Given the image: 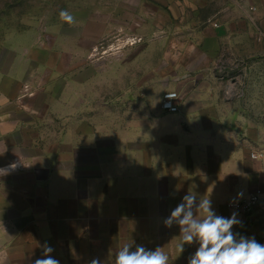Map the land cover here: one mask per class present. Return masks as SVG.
Instances as JSON below:
<instances>
[{"label":"crops","instance_id":"crops-1","mask_svg":"<svg viewBox=\"0 0 264 264\" xmlns=\"http://www.w3.org/2000/svg\"><path fill=\"white\" fill-rule=\"evenodd\" d=\"M87 3L85 10L98 5ZM235 7L240 26L261 18L250 16L244 1ZM202 34L211 51L233 40L240 54L256 50L248 40L254 31L210 27ZM156 53L159 60L139 64L131 78L143 88L133 106L119 108L115 89L106 104L97 95L90 102L78 92L88 80H75L54 141L37 143L34 121L21 124L24 111L0 110V169H7L0 173V264H33L45 242L60 264H115L125 244L161 247L169 264H187L197 245L181 253L179 226L163 221L188 193L210 198L217 215L236 213L242 226L232 231L264 243V118L245 113L201 62L165 63L162 49ZM166 66V90L181 93L178 112L161 107ZM254 193L261 201L250 213L227 206Z\"/></svg>","mask_w":264,"mask_h":264},{"label":"rangeland","instance_id":"rangeland-1","mask_svg":"<svg viewBox=\"0 0 264 264\" xmlns=\"http://www.w3.org/2000/svg\"><path fill=\"white\" fill-rule=\"evenodd\" d=\"M87 1L93 3L0 0V110L4 115L24 111L21 124L34 121L37 143L45 136L54 141L65 97L77 93L75 80H88L78 92L90 102L97 95L106 104L115 89L121 94L119 108L136 104L143 88L138 81L131 86V78L139 64L159 60L160 49L165 63L192 61L209 67L227 97L245 113L264 118V0H96L98 5L85 10ZM240 1L248 8L257 4L248 14L260 20L240 26L234 20ZM61 11L70 13L74 22L61 20ZM210 27L254 31L256 36L248 40L255 52H236L235 40L227 44L230 52L223 44V49L211 51L202 38ZM76 45L84 48L77 51ZM170 72L166 66L165 91ZM92 78L97 79L94 85ZM44 129L52 134H42Z\"/></svg>","mask_w":264,"mask_h":264},{"label":"clouds","instance_id":"clouds-1","mask_svg":"<svg viewBox=\"0 0 264 264\" xmlns=\"http://www.w3.org/2000/svg\"><path fill=\"white\" fill-rule=\"evenodd\" d=\"M60 18L69 24L74 22L73 16L66 11H61ZM16 167V163L7 166L13 170ZM6 172L7 169H0V173ZM163 223L167 228L174 224L179 226L181 253L184 245H197L187 264H264V243L258 242L254 236L234 233V225L242 226L237 214L233 213L231 217L217 215L208 197L198 200L196 194H185ZM41 248L42 256L35 259L33 264H60L51 255L53 247L45 242ZM169 259L161 247L152 250L137 245L133 250L131 245L125 244L117 251L115 264H169ZM90 264H101V261L93 259Z\"/></svg>","mask_w":264,"mask_h":264},{"label":"built area","instance_id":"built-area-1","mask_svg":"<svg viewBox=\"0 0 264 264\" xmlns=\"http://www.w3.org/2000/svg\"><path fill=\"white\" fill-rule=\"evenodd\" d=\"M181 100V93L178 90H166L162 95L161 107L167 112H178L179 101ZM252 157L257 155L253 152L251 153ZM261 201V196L259 194H250L248 197L238 200L231 201L227 203V206L230 209H233L241 213H250Z\"/></svg>","mask_w":264,"mask_h":264}]
</instances>
